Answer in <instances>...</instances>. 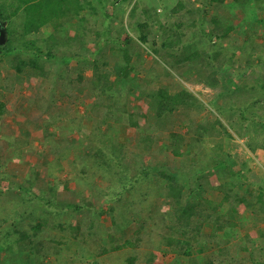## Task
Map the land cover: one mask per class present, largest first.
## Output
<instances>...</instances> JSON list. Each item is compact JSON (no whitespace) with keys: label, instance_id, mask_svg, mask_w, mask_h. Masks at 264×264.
<instances>
[{"label":"rangeland","instance_id":"obj_1","mask_svg":"<svg viewBox=\"0 0 264 264\" xmlns=\"http://www.w3.org/2000/svg\"><path fill=\"white\" fill-rule=\"evenodd\" d=\"M86 1L90 7H85L86 14L83 13L86 16L82 21L79 22L75 18L79 22L75 28L71 27L70 23L69 31L48 27L47 31L33 37L40 51L39 55L33 57L46 76H33L31 72L26 71L20 74L23 83L18 88L16 81L8 76L9 66L5 65L0 69V100L6 106L5 113L0 117V264H131L126 261L129 258L134 259L133 264H196L203 260H212L215 264H264V208L261 209L258 205L257 212H253L250 207L236 206L233 211L229 201L222 198V192L214 190V187L222 183L219 176L217 177L219 174L214 173L211 168H205V159L215 157L214 151L229 140L230 149L238 154L230 157L231 164L238 167L244 160L250 169L246 173L247 180L240 182L241 188L235 187L233 191L244 190L251 183V191L255 192L264 177V149L256 148L251 152L246 148L249 134L243 130L238 132L240 125L237 119L238 113L243 112L245 125L249 126L251 121L256 119L253 115L260 114L264 123V109L245 110L241 100L237 98L225 100L231 107L226 108L228 115L214 111L212 107L215 96L229 95L237 82L252 85L258 73L264 75V67L258 63L260 56L261 60H264V8L259 9L262 3H253L251 6L237 2L241 0H222L220 3H209L207 0L209 7L206 6L204 16L201 6H204L206 0H184L186 9L193 12V17L188 15L189 20L192 18L196 27L187 29L184 26L177 29L172 27V24H175L180 14L186 15L184 10L180 11V14L170 12L177 0ZM135 2L138 6L137 16L128 17L127 11ZM115 3L126 12L122 16V12H119L113 20L114 26L119 31H122L121 27H125L127 33H122L121 39L126 35L132 36L133 39L129 47L130 63L133 67L130 76L131 81L137 83L138 89L131 92L132 96L129 97L132 98L134 107L140 109L136 112V119L138 115L143 117V113L148 109L145 103L137 104L138 100L134 99V96H139L142 84L150 79L154 82V88L160 87L167 91L169 89L170 92L176 93L183 87L197 99L194 106L182 105L174 115L168 114L156 119L151 127L146 121L139 122L140 127L153 128L156 134L165 130L178 135L173 139L168 138L167 134L163 135L157 157L153 153L147 155L146 165L165 166L168 174L174 175L177 185L183 188V200L186 201V197L193 199L194 193L202 199H210L208 203L201 200L207 207L197 210V214L190 218L192 226L188 223L190 228L186 229L187 234L184 235L180 234V230L173 228V218L178 214L172 208L171 201L166 202L160 196L164 195L166 181L157 175L139 179L140 169L146 166L140 155L136 157L138 168H135V172L129 171L128 176L121 180L127 183L137 178V189L134 187L128 192V197L136 202L127 205L126 210V205L121 201L112 202L102 196L104 190L101 188L106 185V181L95 177L94 173L100 174L106 171V168L96 166V162L91 159L93 153L88 154V143L97 144L98 139L102 138L105 139V149L126 144L125 148L130 153H136L140 142L136 143L134 136L139 133L135 131L129 136L131 134L124 124H119L114 129L112 122H105L101 112L95 118H90L91 120H81L74 112L77 108L79 112L85 110L91 114L90 110L97 111L95 107L102 108L103 103L109 100V97L102 98L98 93L92 92V63L85 61L86 64L80 67L82 79H77L79 71L74 62L82 57L74 56L72 59V54L76 52V40L79 36L82 37L83 44L88 45L90 49H97L100 45L97 35L108 22V18L103 15L112 13ZM245 7H248L251 13L254 12L251 16L257 15L263 21L252 17L248 20V28L242 26V23L238 24V19L242 17L241 11ZM141 8L153 9L152 12L157 14L159 22L167 27L169 25V31H180V44L189 53H199L196 61L170 65L160 59L152 68L156 76L149 75L156 60L154 56L145 53L149 52L150 43L143 45L136 41L137 24L143 19L139 14ZM149 12L151 14V11ZM207 17H216L223 30L220 37L213 36L214 41L208 35L202 36L199 32L202 29L197 26ZM157 26L152 25L150 31L158 34L160 29ZM227 31L229 34L222 38ZM236 31H245L242 42L238 41L240 37L236 35ZM195 36L200 38L199 44L198 41L195 42ZM26 39L27 37H23L20 40ZM100 39L102 40L101 37ZM121 39H116L115 42L120 43ZM160 40L156 39V46H159ZM246 40L252 41V44ZM85 49L86 47L84 53ZM102 50L103 57L109 61V65L102 67V71L110 70V80L130 89L128 81L123 84L113 70L118 66L116 63L119 55L108 57L107 47L104 46ZM95 53L90 52L89 58H94ZM202 54L211 60L212 71L219 82L216 88L198 79L206 68V58ZM119 58L122 60L121 56ZM10 59L6 64L12 62ZM246 64L249 66H245ZM60 75L63 76L59 77ZM59 78L65 81L62 89H68L69 93L73 91L72 99L64 96L60 87L53 88L52 83H56ZM261 81L264 83L263 77ZM52 95L58 97L56 103L51 99ZM34 99H37L35 105L43 106L52 101L53 107L44 114L43 111L37 112L32 103ZM61 115L64 117L62 123L59 124V121L56 125L47 124L52 118L57 122ZM175 116L176 119L172 120ZM215 116L219 117L222 124L221 127H215L216 136L197 138L193 132L194 128L214 122ZM172 121L179 124L178 128ZM165 125L167 126L164 127ZM46 128L49 131L48 136ZM102 129H105L104 132ZM137 137L143 138V135ZM169 139L172 141L171 147ZM99 146L102 145L99 144L98 148ZM171 148L175 149L177 155ZM55 150H61L63 154L57 162L53 154ZM193 155L198 156L196 162L200 163L199 169L202 170L191 173L186 161L194 157ZM107 157L111 158L109 154ZM110 160L109 164L113 167L115 159ZM30 168L35 169V177ZM182 170L188 175L184 181L180 178ZM111 171L115 174L110 175L116 185L119 178L118 169L113 167ZM223 181L227 183L226 180ZM50 185L54 187V199L50 198ZM81 188L82 195L79 194ZM128 190H125L126 193ZM94 195L96 197H92ZM88 202L98 208L101 205L102 209H99L102 222L92 229L91 234L85 236L81 232L87 229L85 224L92 217V205ZM109 204L115 207L112 213L105 208V205L110 207ZM75 207H79V210L75 211ZM217 215L220 216V223L227 218L225 221L235 225L229 227V231L217 229L212 219ZM163 221H166V226ZM36 223H40L37 230L34 229ZM193 223H199V231L194 230ZM21 233L27 234L28 238L18 242L17 238ZM71 234H79L76 236H79L78 239L71 238ZM57 239L64 241L57 243L61 245L59 248H56ZM129 243H132L133 247ZM118 245V249H112ZM104 248L107 249L105 253L102 252ZM186 248L189 255L183 254ZM71 253L74 257L70 256Z\"/></svg>","mask_w":264,"mask_h":264},{"label":"trees","instance_id":"obj_2","mask_svg":"<svg viewBox=\"0 0 264 264\" xmlns=\"http://www.w3.org/2000/svg\"><path fill=\"white\" fill-rule=\"evenodd\" d=\"M257 2H264V0H255ZM121 2V1H120ZM208 2H222V0H208ZM118 3L114 4V9L112 13H105L103 16L105 18H108V22L103 25V29L98 33V42L99 46L96 48L90 47L88 45H85L82 43V37L79 36L76 40L77 43V49L74 54H72V59L74 56L76 57H84L83 60L81 58L77 59L74 64L77 66L79 73L77 74V79L81 81L82 75H81V69L87 61V63H92V74H91V80L90 85L92 86V92L98 93L102 98L103 96L109 97V100L103 103L102 108L95 107L97 111L90 110L91 114L89 112H86L85 110L82 112H79L77 108L74 111L77 117H80L81 120L83 118H95L100 112L104 114V120L110 121L113 124V128L116 129L117 125L124 124L126 128L129 130V136H132L135 131H137L138 135H143V138L135 137V142H140V146H138L136 153H130L127 148H125L124 144H120L118 147L113 149H105L103 147L105 143V139H98L97 144L88 143L89 147V153H93V156L91 159H93L96 162V166L104 169L106 168V171L100 172V174L94 173V176L97 178H100L102 181H106V185L103 186L101 189L104 190L102 193V196L104 195L105 198L119 202L121 201L122 204L126 205V210H128L127 205H132L136 201H132L128 197V192H131L134 187L137 189L135 181H137V178L134 179V181H127V183H123L121 180L124 177H127L130 172H135V168H138V162L136 161L137 156L143 157V162L146 165L147 162V155H150L151 153L155 154L157 157L159 152V143L163 135L167 134L168 138L173 139L178 137L177 133L172 131H165L160 130L161 132L159 134H156L154 129L146 127H140L141 125L139 122L145 123V121L148 123V126H150L152 123L156 121V119L161 118L164 115H174L175 111L182 105L188 106L192 105L194 106L197 102V99L194 97L192 93L187 91L185 88H180L178 92L172 93L168 89V91L164 88L156 87L154 88V82L150 79L149 82H144L141 87V93L139 96H134V99H137L138 103L147 105V112L143 113V117H140L141 115H138V119H136L137 114L140 109H137L134 107V103H132V98L129 97L131 95V92H134V90L138 89L137 83H133L131 81V71H133L132 64L130 63V41L133 40L132 36L126 35L123 39H121L122 33H127L125 30V27H121V30H116L113 20L116 16H118L119 12L121 13V16L126 12V10H122V8L117 7ZM206 6L209 7L207 4V0L204 3V6L202 7L203 15L206 16ZM90 7V4L86 0H0V20L3 21L6 24V31L8 34V41H6L5 44L0 45V69H3L5 65L9 66V77H12L14 81L17 83V87L20 88L21 84L23 83L21 80L20 74L25 73L26 71L31 72V75L33 76H46L42 72V68L38 67L36 64V59L33 56H37L40 54L39 48L36 46V43L34 41V36L38 35V33L42 32V28H48V27H54L56 28H62L64 23L70 20H73L77 18V20L80 22L84 19V15L80 16V12H85L86 14V8ZM137 3L135 2L133 6L127 11L128 17H135L137 16ZM186 14L185 16L180 14V11H183ZM204 10V11H203ZM151 11V14L150 12ZM153 9H139V14L143 17L142 21H140L137 24V38L136 41H138L140 44H147L150 43L149 52H145L147 55L154 56V63L151 66L150 74H153V76H156L154 72L152 71V68L157 64L158 60H162L163 62H166L170 65H179L183 62H195L196 59L200 56L198 52H187L188 50L180 44L179 40V33L180 31H169V25L168 27L159 22V18L157 14H153ZM170 12L178 13L180 14L175 24H172V27L180 29L182 27H186L187 29H193L196 27V24L192 20V18L189 20V16L193 17V12L190 9H186L184 0H177L175 7L171 9ZM19 13L22 15V20L18 17ZM189 15V16H188ZM16 19L20 20L19 22H14ZM138 20V19H137ZM14 22V23H13ZM262 22V21H261ZM158 25V29L160 31H157L158 34L152 33L150 31V27L152 25ZM122 25V24H121ZM130 26V24H129ZM171 26V25H170ZM202 31L201 35L209 36V38H212L213 36H221V33L223 32L221 25L219 24L216 17H207L204 21L197 24ZM183 32V31H181ZM157 34V36L155 35ZM229 34V31H227L224 36L222 35V38L227 36ZM23 37H27L25 41H21L20 39ZM102 38V40L100 39ZM14 39L10 41V39ZM121 39L120 43L115 42L116 39ZM161 39L159 46H156V39ZM101 40V41H100ZM248 41V40H246ZM252 44V41H248ZM107 47L108 57H114V56H121L122 60L118 56V63H116L118 66L116 69H113L115 73H117V77L122 80L123 84L127 83L128 81V87L130 89H126L125 87L121 85H117L116 82L113 80H110L111 71L110 70H104L102 71V67H106L109 65L108 59L103 57V47ZM84 47H86V54L83 52ZM95 54L94 58H89L91 54ZM15 54V56H13ZM118 54V55H117ZM203 55V54H202ZM204 55L207 56V53L204 52ZM203 55V56H204ZM204 56V57H205ZM12 57V59H10ZM232 57V56H231ZM230 57V58H231ZM104 58V60L102 59ZM206 58V57H205ZM262 56L258 58L260 62L259 65H262L264 67V60H261ZM8 59L12 60V62H6ZM121 60V63H120ZM249 60V58H247ZM115 61V58H114ZM211 60L205 59V65L206 68H204L201 72L202 77H199L198 79L200 81L205 82L212 88H216L219 84L217 79L215 78V74L212 71L211 68ZM249 63V62H248ZM86 64V63H85ZM245 66H249V64H246ZM207 67H210L208 69ZM14 71H13V70ZM101 70V71H100ZM6 75V74H4ZM3 75V76H4ZM63 75H60L59 77H62ZM262 77L264 78V75L261 76V73H258L256 76V79H253L252 85H246L244 82H237L236 86L234 88H231V93L229 95H217L212 100V107L214 111H217L221 114L228 115V111L226 108L231 109V107L226 103L225 100L230 99H240L242 107L247 110L251 109L252 111L264 109V83L261 81ZM2 80V78H1ZM65 81L59 80L56 83H52L53 88L60 87L61 89L64 87ZM130 91V92H129ZM63 95L68 96L70 99H72L74 96L73 91L69 93L68 89L64 90L62 89ZM132 96V95H131ZM54 103L58 101V97L55 95H52L51 98ZM263 99V100H262ZM35 101L33 103V107L36 109L37 112L43 111L44 114L46 110H50L53 107V102L50 101L49 103H45V106L43 105H35L37 99H34ZM55 105V104H54ZM105 111V112H102ZM6 106L5 103L0 100V117L5 113ZM62 113V112H61ZM215 113V112H214ZM253 114V113H252ZM225 115V116H226ZM256 119L252 120L249 126H246V120L243 116V112H239L237 115V119L239 122V131H244L245 133L249 134V139L245 143L246 148L253 152L256 148L264 149V123L261 121L260 114L253 115ZM74 117V118H77ZM140 117V118H139ZM216 119L214 122L209 123L205 126H199L194 128V134L197 135V138H204L206 135L209 137H215V127L220 126L221 123L219 120V117L215 116ZM52 118V117H51ZM49 117V119H51ZM61 118V119H60ZM57 122L54 121V118L51 119L50 123H47L48 125H56L59 121V124L63 122L62 118L63 115ZM176 119V116L172 118V120ZM46 120V119H45ZM91 120V119H90ZM95 120V119H93ZM173 124L178 128L179 124L176 123V121H172ZM58 124V125H59ZM57 125V126H58ZM181 125V124H180ZM165 125L164 127H166ZM151 127V126H150ZM54 128L57 130V128L54 126ZM193 129V128H191ZM236 129V130H237ZM105 129H102L101 131L104 132ZM46 134L48 136L49 131L46 128ZM50 137V136H49ZM169 139V141H170ZM230 139V138H227ZM159 141V142H158ZM172 141L169 142L171 147ZM54 144V143H52ZM101 144L102 146L98 145ZM219 148V147H218ZM172 152L177 155V152H174L175 149H172ZM61 150H55L53 152L55 162H57V159L62 158L63 154L60 152ZM107 154L111 158L115 159V162L113 167H117L119 172V178L116 185H114V179L110 175H114L112 173L111 168L109 164V157H107ZM233 155H237L235 152H233L230 149L229 146V140H226L223 146H221L218 150L214 151L215 157H207L205 159V168H211L214 173H218L217 177L219 176V181L222 183L218 186L214 187V190L217 192H222L223 199L226 201H229V205L233 208V211L236 210V206H244V207H250L253 212H257V206L260 205L261 209L264 208V177L260 180V183L258 184V189L255 190V192H252V184H248L244 190H238L233 191V188L239 187L241 188V183L243 180H247V175L250 171V169L247 168V165L245 161H241L239 163V166L236 167L232 165V161L229 160L230 157ZM154 156V158H155ZM194 157L189 158L186 161L187 166H189V170L191 173L198 170L201 171L202 169H199V164L196 162L197 155H193ZM86 157H84L85 159ZM96 159V160H95ZM108 160V161H107ZM60 161V160H59ZM91 161V160H90ZM111 161V160H110ZM132 164V166H131ZM210 169V170H211ZM30 172L35 177V169L30 168ZM140 173L138 175L139 179L142 180L143 178L150 177L152 175H157L162 180L166 181V185L164 188V195H160L164 201H171L172 208L175 209L178 215H176L174 220L173 228L180 230V234L184 235L187 234V230L192 226V222L190 221V218L197 214V210L201 208H206L207 205L202 202L201 200H205L207 203L209 202L208 199H202L200 196H198L197 193H194L193 199L186 197V201L183 200V193L181 186H178L175 182L174 175L168 174L167 169L165 166L163 167L160 165L158 167L157 165H146L143 166L140 169ZM205 170V169H204ZM120 172L122 175H120ZM180 178L187 179L188 175L184 170L180 172ZM143 177V178H142ZM223 178V179H222ZM223 180H226L227 183H225ZM120 183V184H118ZM182 183V182H181ZM91 184V182H90ZM132 184V185H131ZM82 185V184H81ZM181 185V184H180ZM228 185V187H227ZM80 188V187H79ZM129 189V190H128ZM49 190L51 191L52 197L51 199H54L55 192L54 187L52 185L49 186ZM125 190H128L127 193ZM163 190V189H162ZM83 190L82 188L79 191V194L82 195ZM125 193V194H124ZM96 197V195L92 196ZM91 197V198H92ZM201 198V199H200ZM192 200V202H190ZM91 206L90 212H91V219L88 223L85 224V228H87L85 231L81 232L82 235H89L92 232V229H94L95 226H98L102 222L101 218V205L98 207H94L93 203L88 202ZM204 203V204H203ZM95 204V203H94ZM111 205V204H109ZM105 208L107 211H110L112 213L113 209L115 208L113 205L110 207L108 205H105ZM1 210V209H0ZM75 211L79 210V207H75ZM102 212H104L102 210ZM124 215V214H123ZM125 216V215H124ZM223 217V216H222ZM224 218V217H223ZM212 219L215 222V227L217 229H224V231H229V227L232 228L235 224L225 221L224 218L223 223L219 222L220 216L217 215L215 218L212 217ZM164 225L166 226V221H163ZM41 223V222H40ZM40 223H36L34 229H38L40 226ZM195 225L194 230L199 231L200 225L199 223H193ZM42 225V223H41ZM232 225V226H231ZM237 225V224H236ZM60 227V226H59ZM61 228V227H60ZM227 228V229H226ZM80 234V233H79ZM77 234V235H79ZM77 235L71 234V238L75 237L74 239H78L76 237ZM28 236L25 233H21L20 237L17 238L18 242L22 240H27ZM64 242L63 240L57 239L56 243ZM179 242V241H177ZM131 247H133L132 243H129ZM61 246V245H59ZM120 246H115L112 249L116 250ZM62 248V247H61ZM227 250V249H226ZM43 251V249H42ZM107 249H103L102 252L105 253ZM222 250H220L221 252ZM44 252H46L44 250ZM184 255H189L188 248L184 249L183 251ZM128 263L133 264L134 259L129 258L126 260ZM223 263V262H221ZM220 263V264H221ZM196 264H215L212 260H203L199 261ZM217 264V263H216Z\"/></svg>","mask_w":264,"mask_h":264},{"label":"crops","instance_id":"obj_3","mask_svg":"<svg viewBox=\"0 0 264 264\" xmlns=\"http://www.w3.org/2000/svg\"><path fill=\"white\" fill-rule=\"evenodd\" d=\"M234 2L236 1V0H233ZM238 3L239 2H241V3H246L247 5H251L252 6V4L253 3H262V4H260L259 5V9H261V8H264V2H257V1H255V0H241V1H237ZM236 2V3H237ZM258 10V9H257ZM256 11V10H255ZM264 11V10H263ZM242 13V17L241 18H239L238 20H239V22H238V24H240V23H242L243 25L242 26H244L245 28H248V20H249V18H252V17H255L256 19H260L261 21H263L259 16H257V15H252L251 16V14H253L254 12H252L251 13V11H249V8L248 7H245L244 9H242V11H241ZM82 15H84L85 16V14L82 12ZM263 16H264V13H263ZM18 17L21 19L22 18V15L19 13V15H18ZM238 17V16H237ZM22 20V19H21ZM20 20H18V19H16L14 22H19ZM13 22V23H14ZM244 22V23H243ZM68 23H70V25H71V27H74L75 28V25H76V23H79L77 20H71V21H68V22H65L64 23V25H63V29L64 30H70V27H69V25H68ZM47 29L48 28H42L41 29V31H47ZM68 30V31H69ZM64 33V32H63ZM244 33H245V31H236V35L238 36V37H240V39H238V41L240 40L241 42L243 41V36H244ZM194 40H195V42L196 41H198V44H199V42L201 41L200 40V38L199 37H197V36H195V38H194ZM73 246V245H72ZM72 256H74V254L73 253H71V257Z\"/></svg>","mask_w":264,"mask_h":264},{"label":"water","instance_id":"obj_4","mask_svg":"<svg viewBox=\"0 0 264 264\" xmlns=\"http://www.w3.org/2000/svg\"><path fill=\"white\" fill-rule=\"evenodd\" d=\"M6 37L5 23L0 20V45L5 43Z\"/></svg>","mask_w":264,"mask_h":264},{"label":"clouds","instance_id":"obj_5","mask_svg":"<svg viewBox=\"0 0 264 264\" xmlns=\"http://www.w3.org/2000/svg\"><path fill=\"white\" fill-rule=\"evenodd\" d=\"M5 30H6V24H5ZM6 35H7V37H6V41H8V34H7V31H6ZM10 39V38H9ZM214 37H212V40L214 41ZM12 40H14V39H10V41H12ZM6 41H5V43H6ZM4 43V44H5ZM74 240V239H73ZM60 246L59 245H57V243H56V248H59ZM71 256V255H70ZM72 257H74V256H72Z\"/></svg>","mask_w":264,"mask_h":264}]
</instances>
